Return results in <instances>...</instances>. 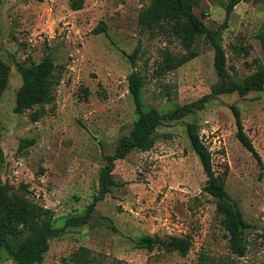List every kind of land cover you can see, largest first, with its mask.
I'll use <instances>...</instances> for the list:
<instances>
[{
  "label": "rangeland",
  "instance_id": "1",
  "mask_svg": "<svg viewBox=\"0 0 264 264\" xmlns=\"http://www.w3.org/2000/svg\"><path fill=\"white\" fill-rule=\"evenodd\" d=\"M0 0V57L9 65V83L0 102V182L54 212L56 225L83 214L99 187L106 155L130 133L135 105L129 74L143 77L147 108L169 112L211 94L179 119H165L149 150H132L117 159L111 186L97 202V213L81 226H68L50 241L41 264H62L81 246L93 258L87 264H264V89L242 95L215 92L223 82L215 69L214 47L203 36L198 55L173 70L160 64L167 52L187 49L169 26L143 28L140 12L151 0ZM228 0H200L195 12L212 30L221 28L228 84L241 83L264 65V0H241L227 17ZM105 22L107 29L95 33ZM138 49L133 66L127 54ZM50 55L56 63L55 100L37 121L31 111L14 110L22 85L20 65ZM240 108L246 132L259 160L236 135L231 105ZM200 126L212 153L213 168L225 181L246 220L249 249L230 251L229 236L217 211L218 198L206 192L208 176L193 149L187 122ZM23 138L34 139L20 148ZM144 235L192 237L187 254L136 248ZM14 260L0 247V264Z\"/></svg>",
  "mask_w": 264,
  "mask_h": 264
},
{
  "label": "trees",
  "instance_id": "2",
  "mask_svg": "<svg viewBox=\"0 0 264 264\" xmlns=\"http://www.w3.org/2000/svg\"><path fill=\"white\" fill-rule=\"evenodd\" d=\"M241 0H228L226 2L227 17ZM200 0H151L149 6L144 8L139 15V22L143 28L156 26H169L181 44L187 49L184 54L173 55L167 52L160 64L163 71L173 70L198 55L194 49L198 41L204 36L215 50V69L223 82L218 85L215 92L238 91L245 95L253 90L264 89V65L258 64L257 70L247 76L243 82L228 84L226 78L229 72L226 65V51L220 40L221 28L212 30L203 19L195 12L194 7ZM83 0L72 3L75 8H81ZM107 29L105 22H101L95 33ZM138 49L128 53L133 66H136ZM56 63L48 54L40 62L29 66L18 67L22 76V85L17 93L15 112L31 111V119L39 120L46 113V104L55 100L56 80L52 78ZM10 75L9 65L0 57V102L3 92L8 87ZM128 77L129 89L135 105V120L130 133L120 138L114 153L106 155L107 163L100 172L97 194L83 214H75L68 219L64 226L55 223L54 212L51 208L34 201L26 195H19L13 191L9 182H0V247L4 248L14 260L13 264H41L45 254L50 248L51 239L60 236L68 226H81L88 223L97 213V202L104 199L115 184L112 172L117 159L125 158L132 150H149L158 139V127L165 119H179L189 112L201 107L211 94L204 95L199 100L178 106L172 111L162 112L159 109L147 108L143 100V75L138 70H133ZM237 125L236 135L242 144L250 150L259 160L260 156L249 134L246 132L240 108L232 104ZM187 133L190 143L198 155L205 173L208 176L204 190L218 198L217 211L222 216L221 222L229 236V247L232 253L244 256L249 249V240L246 230L252 225L244 217V212L239 202L234 199L225 187V181L213 168L211 149L200 135V126L195 121L187 122ZM34 139L23 138L20 148L29 147ZM3 148L0 145V160L3 157ZM264 238V230L259 233ZM190 235H144L135 241V247L152 251L154 249L175 251L183 254L192 247ZM90 249L81 246L70 259H64L62 264H87L92 261ZM211 260L209 254H202L199 264H208Z\"/></svg>",
  "mask_w": 264,
  "mask_h": 264
}]
</instances>
